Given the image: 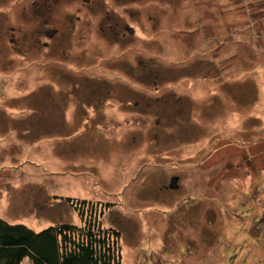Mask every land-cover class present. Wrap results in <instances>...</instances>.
I'll return each mask as SVG.
<instances>
[{"label":"rangeland","instance_id":"rangeland-1","mask_svg":"<svg viewBox=\"0 0 264 264\" xmlns=\"http://www.w3.org/2000/svg\"><path fill=\"white\" fill-rule=\"evenodd\" d=\"M102 1L132 34L58 0L47 38L0 2V217L109 202L121 264H264V0Z\"/></svg>","mask_w":264,"mask_h":264},{"label":"trees","instance_id":"trees-1","mask_svg":"<svg viewBox=\"0 0 264 264\" xmlns=\"http://www.w3.org/2000/svg\"><path fill=\"white\" fill-rule=\"evenodd\" d=\"M59 200L73 207L80 224L59 221L34 230L0 217V264H121L120 231L100 217L112 203L97 202L101 210L94 202Z\"/></svg>","mask_w":264,"mask_h":264},{"label":"flooded vegetation","instance_id":"flooded-vegetation-1","mask_svg":"<svg viewBox=\"0 0 264 264\" xmlns=\"http://www.w3.org/2000/svg\"><path fill=\"white\" fill-rule=\"evenodd\" d=\"M2 1L8 2V0H0V2ZM81 1L83 2V4H85L84 8H86L87 11L89 10L90 14L99 15V18L97 21V30L103 31L104 34L106 35H112L113 38H117L119 34L121 35L120 36L121 38H124L126 35V32L132 34V32H130V30L133 31L132 27H130L129 25L125 23L124 25H121L119 21V16H117L118 13L116 11L115 12L111 11V9L105 8L102 0H81ZM109 1L114 5V7L119 8V5H121L122 2L129 3L131 0H109ZM13 2L31 3L33 5L32 9H34V12L31 11V12L25 13L24 9H26V7L21 6V8L23 7L22 11L20 12V14H22L21 16L25 20L38 18V21H40L39 23L41 24L40 28L36 29L38 34L44 35L47 38H52L56 35V33L58 32V28L54 26H50L49 24L53 22V19L55 17V4L58 3V0H13ZM24 13L27 14V16H23ZM9 14L14 15L11 11H9ZM61 14H63V16ZM61 14L59 15L60 17H63V18L64 17L67 18L68 16V23L71 25L73 20H72V17L69 16V13L62 12ZM104 14L105 16H103ZM75 20L80 21L81 17L76 16ZM128 28H131V29H128ZM10 30L13 31L14 29L10 28ZM11 42L16 43L13 37L11 38ZM129 57L132 59H135V55H131ZM143 62L145 63V61ZM132 68L134 67L131 64L130 59L119 62V69L121 72L125 73L126 78L132 77L131 76ZM155 78H157V76H155ZM159 78L160 76H158V79ZM117 90L123 91V92L124 91L129 92V93L132 92L130 89L125 90L123 88H120V89L117 88Z\"/></svg>","mask_w":264,"mask_h":264},{"label":"water","instance_id":"water-1","mask_svg":"<svg viewBox=\"0 0 264 264\" xmlns=\"http://www.w3.org/2000/svg\"><path fill=\"white\" fill-rule=\"evenodd\" d=\"M128 29H131V28H128ZM130 32H132V31L130 30ZM169 187L171 189H176L177 188V178L176 177L175 178H172Z\"/></svg>","mask_w":264,"mask_h":264},{"label":"crops","instance_id":"crops-1","mask_svg":"<svg viewBox=\"0 0 264 264\" xmlns=\"http://www.w3.org/2000/svg\"><path fill=\"white\" fill-rule=\"evenodd\" d=\"M57 167H59V168H61V166H57ZM64 197V196H63ZM61 201V200H60ZM62 202V201H61ZM60 204H62V203H60ZM64 206V205H63Z\"/></svg>","mask_w":264,"mask_h":264}]
</instances>
